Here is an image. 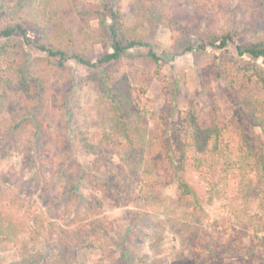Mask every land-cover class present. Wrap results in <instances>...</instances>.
I'll return each instance as SVG.
<instances>
[{
  "label": "rangeland",
  "instance_id": "obj_1",
  "mask_svg": "<svg viewBox=\"0 0 264 264\" xmlns=\"http://www.w3.org/2000/svg\"><path fill=\"white\" fill-rule=\"evenodd\" d=\"M190 1L172 0L168 7L158 6L157 11L165 12L169 8L170 16L184 21L193 13L188 7ZM107 5L121 6L129 24L147 14L144 0H52L45 14L56 12L55 17L50 16L52 28L62 26L69 31L63 39L66 49L82 52L96 62L112 52L110 40L101 37L98 21L92 18L94 10H103ZM84 11L90 12V16L85 17ZM34 12V7L27 10L29 16ZM6 17L0 7V28ZM210 21L215 27L214 21ZM140 33L144 41L152 44L151 49L130 50L118 62L96 69L75 61H70L64 69L53 66L45 53L34 48L40 38L34 28L28 31L32 45L16 36L17 49L9 59H0V144L7 148L6 130L12 123L29 117L33 125L26 123L23 134L36 139L39 132L41 147L47 155L66 149L72 161L86 166L106 156L110 162L99 166L98 173L84 175L97 179L108 176L124 163L126 156V150L119 144L123 139L112 132V109L101 101V82L110 75L131 102L133 119L146 131L154 126V117L159 114L169 117L177 129L184 130L180 121L189 110H203L199 120L202 125L213 122L217 112L218 124L226 127L219 152L214 155L204 154L202 150L191 152L202 160L200 170L194 160L178 176L169 171L175 178L157 194L161 198L154 204L148 205L140 198V177L133 182L135 199L127 208L103 199L87 179L81 182L76 209L85 222L103 221L107 230L93 231L86 247L80 248L70 262L264 264V204L254 202L255 194L250 190L251 179L252 187L258 184L254 173L241 169L237 156L240 125L235 121L236 109L227 95L228 82L220 74L221 63L236 68V45L263 43L264 31L241 36L223 51L205 47L193 52L184 50L189 45L197 47L198 40L190 36L176 51L174 35L167 24L147 23ZM21 45L25 46L23 50ZM150 51L162 58L159 66L150 57ZM256 63L264 67L263 59ZM15 67L28 71L30 88L20 85ZM240 79L246 80L242 76ZM238 90H241L239 83ZM242 130L247 135L251 132L248 126ZM106 133L112 135L111 141L106 139ZM83 136L97 145L96 153L88 154L81 147ZM24 147L31 148L27 144ZM40 153L41 150L35 152ZM20 156L13 160L0 158V172L11 173V180L0 188V212L24 221L26 230L15 244L0 251V264H16L35 253L45 257V264H53L59 247L44 235L52 225L60 223L59 218H54V209L64 200L65 185L73 171L56 177L53 170L44 173L39 167V182L33 183V188H22L20 180L29 170L26 158ZM180 178L193 190V195L183 201H179ZM238 235L243 239L241 250L236 246Z\"/></svg>",
  "mask_w": 264,
  "mask_h": 264
},
{
  "label": "trees",
  "instance_id": "obj_2",
  "mask_svg": "<svg viewBox=\"0 0 264 264\" xmlns=\"http://www.w3.org/2000/svg\"><path fill=\"white\" fill-rule=\"evenodd\" d=\"M7 1L0 0V7L4 9L7 16L3 28H0V59H9L17 49L16 36L22 37L24 43L32 45L28 40V31L34 28L40 34L39 40L33 45L34 48L45 53L52 65L60 69H64L70 61L96 69L104 64L118 62L130 50L151 49L152 44L144 41L140 33V28L145 27L147 23L156 26L167 24L174 35V47L178 52L190 36L196 38L199 45L197 47L189 45L184 51L204 50L205 47L223 51L241 36L264 31V0H191L188 7L193 13L184 21L170 16L169 8L165 12L157 11L158 6L168 7L172 0H144L147 14L130 24L125 19L121 6L107 5L103 10H94L92 18L98 21L101 37L110 40L112 52L105 53L93 62L84 53L72 52L64 47L63 39L70 34L69 31L62 26L58 29L52 28L53 24L50 23L52 17L57 15L56 12L50 14L52 17L45 14L52 0ZM30 7L35 9L33 16L27 14ZM185 8H187L186 5ZM82 14L88 17L91 13L84 11ZM108 20H110L109 25H107ZM210 20L214 21L215 27ZM21 47L23 50L25 46L21 45ZM24 54L27 56L26 53ZM236 54V68H230L225 63H221L220 74L225 76L228 82L227 95L236 109L235 121L240 125L237 131L239 136L237 156L239 163L241 162V169L254 173L258 184L252 187L251 179L250 190L252 189L255 194L254 202L260 201L264 204V67L256 63L259 59L264 60V42L236 45ZM149 55L159 66L162 58L153 51H150ZM247 58L253 60V63ZM15 70L20 85L30 88L28 71L23 67H15ZM240 76L246 80L241 81ZM238 83L241 90L236 92ZM100 92L101 101L112 109V132L117 134L120 140L123 139L119 141V144L126 150L124 163L108 176L97 179L91 176L86 178L84 175L85 173L93 176L98 173L99 166L110 162L106 156H100L86 166L72 161L66 149L57 151L54 155H47L41 147L42 138L39 132L36 139L23 134L26 123L32 121L29 117L19 123H12L6 130L7 148L4 149L0 144L1 159H8L7 155L12 160L20 155L21 158H26L29 171L20 180L22 188L29 189L33 183L39 182L37 175L39 167L41 171L45 170L44 173L53 170L56 177L73 171L71 179H68L65 185L66 196L54 209L56 215L54 218H59L60 223L52 225L44 235L47 241L51 244L54 242L59 247V253L55 254L53 264H71L70 261L77 251L86 247L93 231L106 232L107 230L103 221L85 222L76 209L77 190L83 180L87 179L91 188L100 192L103 199L127 208L135 199L133 182L140 177L142 182L140 198L148 202V205L154 204L157 198L158 200L161 198L159 195L157 197V194L166 189L173 177L175 178L170 176L169 171H173L178 176L181 172L187 171L194 160L198 163L196 168L200 170L202 160L194 157L191 152L202 150L204 154L218 153L223 129L226 128L218 124L217 112L213 116V122H205L202 125L203 123L199 120L203 110L199 109L198 111L189 110L182 117L180 122L184 124V130L177 129L169 117L159 114L154 117V126L146 131L133 119L131 102L128 101L122 86L112 78V75L102 80ZM245 126L251 130L249 135L242 130ZM255 129H258L260 134L256 133ZM111 136L105 134L106 139L110 141ZM25 143L31 147L30 150L25 149ZM22 146L24 149L21 153ZM81 147L88 154L98 151L97 145L91 143L87 136L82 137ZM40 150V154H35ZM10 174V172H0V188L4 182L11 180ZM178 193L179 201L193 195V190L185 179H179ZM98 204L101 205L99 202ZM25 230L24 221L0 212V251H5L15 244ZM242 240V237L238 235L236 246L240 250L244 248ZM45 263V257L35 253L16 264Z\"/></svg>",
  "mask_w": 264,
  "mask_h": 264
}]
</instances>
